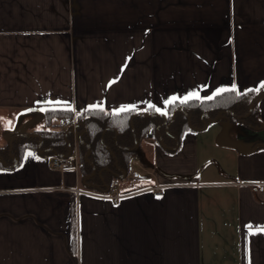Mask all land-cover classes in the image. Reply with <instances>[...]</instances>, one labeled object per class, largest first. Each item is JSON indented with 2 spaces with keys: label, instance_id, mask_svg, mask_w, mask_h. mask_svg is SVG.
I'll return each instance as SVG.
<instances>
[{
  "label": "crops",
  "instance_id": "0c3cea01",
  "mask_svg": "<svg viewBox=\"0 0 264 264\" xmlns=\"http://www.w3.org/2000/svg\"><path fill=\"white\" fill-rule=\"evenodd\" d=\"M261 82L264 0H0V150L54 109L164 117ZM256 103L258 126L219 115L172 150L149 130L140 177L108 193L76 192L79 158L4 153L0 264H264V89Z\"/></svg>",
  "mask_w": 264,
  "mask_h": 264
},
{
  "label": "trees",
  "instance_id": "16d2710c",
  "mask_svg": "<svg viewBox=\"0 0 264 264\" xmlns=\"http://www.w3.org/2000/svg\"><path fill=\"white\" fill-rule=\"evenodd\" d=\"M256 89L240 95L225 92L209 100L176 101L168 106L164 117L153 110L148 115L133 111L108 113L103 110L79 113L78 158L83 187L97 193L110 192L114 181L123 177L130 160L137 156L136 143L149 130L157 131L161 140L159 143L172 150L186 129L201 128L206 121L219 115L233 120L242 119L251 127L258 126L256 100L264 88ZM48 114L49 117L58 118L72 116L70 110L63 109H54ZM72 142L69 130L49 128L30 135L14 134L5 148L0 150V166L5 163L4 153L12 163H17L26 149H33L39 154L68 157L72 154Z\"/></svg>",
  "mask_w": 264,
  "mask_h": 264
},
{
  "label": "built area",
  "instance_id": "2783aa9c",
  "mask_svg": "<svg viewBox=\"0 0 264 264\" xmlns=\"http://www.w3.org/2000/svg\"><path fill=\"white\" fill-rule=\"evenodd\" d=\"M78 117L79 114L77 113H73L72 116L70 117H63V118H59L57 119L52 125H51V129H55V130H69L72 133V154L68 157H54L53 159V165L55 167H66L68 165H70L72 162H74L75 160H78ZM124 175L129 176L131 178H139L140 174L135 171L134 167L132 164H128V166L126 167L125 171H124ZM76 192L79 193H84V194H88V195H94V193L89 192V191H85V190H77ZM162 192V188L161 187H156L153 190V193L156 194H160ZM102 195V194H100ZM104 195V194H103Z\"/></svg>",
  "mask_w": 264,
  "mask_h": 264
},
{
  "label": "snow or ice",
  "instance_id": "6c2138e0",
  "mask_svg": "<svg viewBox=\"0 0 264 264\" xmlns=\"http://www.w3.org/2000/svg\"><path fill=\"white\" fill-rule=\"evenodd\" d=\"M260 88H264V82H261ZM256 90L258 91L259 89H256ZM226 91L236 92L238 95L240 94V93L238 92V90H237V88H236L235 85H234L231 89H218V90H217V94H219L220 92H226ZM194 98H198V94L195 93V92H193V93H189V95H188L187 97H185L184 100H183L182 102H185V101H187V100H189V99H194ZM208 98L211 99L212 97H208ZM175 99H177V98L173 97V98H172V101H174ZM170 102H171V101H170ZM89 107L92 108V109H97V108H99V109L102 110V105H101V104L91 105V106H89ZM131 107H132V106L122 107L119 111H127V110H129V108H131ZM157 110L159 111V109H157Z\"/></svg>",
  "mask_w": 264,
  "mask_h": 264
},
{
  "label": "rangeland",
  "instance_id": "374dc122",
  "mask_svg": "<svg viewBox=\"0 0 264 264\" xmlns=\"http://www.w3.org/2000/svg\"><path fill=\"white\" fill-rule=\"evenodd\" d=\"M59 119V118H58ZM51 127V126H50ZM78 132H79V130H78ZM6 135L8 136V133H6ZM79 138H80V136H79V134H78V141H79ZM87 191V190H86ZM90 192V191H89Z\"/></svg>",
  "mask_w": 264,
  "mask_h": 264
}]
</instances>
